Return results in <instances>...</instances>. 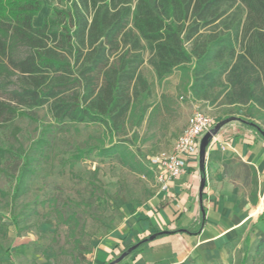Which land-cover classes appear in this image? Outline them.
I'll use <instances>...</instances> for the list:
<instances>
[{"label": "trees", "instance_id": "16d2710c", "mask_svg": "<svg viewBox=\"0 0 264 264\" xmlns=\"http://www.w3.org/2000/svg\"><path fill=\"white\" fill-rule=\"evenodd\" d=\"M51 1L56 6L34 26L40 0H0V126L26 118L41 128L27 147L18 128L12 146H0V159L17 161L11 202L29 192L55 135L76 125H96L101 133L93 145L73 150L69 168L93 155L154 182L130 146L171 99L161 94L157 101L141 73L144 63L158 85L178 71L191 102L227 113L244 109L237 121L264 140L256 123L264 122V0ZM37 109H45L43 118ZM248 259L264 264V233Z\"/></svg>", "mask_w": 264, "mask_h": 264}, {"label": "rangeland", "instance_id": "374dc122", "mask_svg": "<svg viewBox=\"0 0 264 264\" xmlns=\"http://www.w3.org/2000/svg\"><path fill=\"white\" fill-rule=\"evenodd\" d=\"M40 1L42 9L34 24L40 23L56 6L51 0ZM141 73L152 83L157 101L161 93L171 99L165 113L156 116L149 129L142 125L137 130V139L130 146L137 160L147 164L149 156L171 150L196 103L184 94L178 71L160 85L146 63ZM198 105L212 120V129L225 118L229 119L225 124L237 122L244 110L227 113L229 109L222 106ZM33 112L41 119L46 111ZM256 123L264 129V122ZM13 128L20 130L17 138L24 147L35 141L41 131L38 123L15 118L0 126L1 147L12 146ZM100 133L99 126L76 125L56 134L49 159L37 168L29 192L15 203L10 201V194L17 161L8 157L0 159L3 170L0 192L6 195H0V264H88L91 242L122 222L124 205L143 202L152 194V180L131 173L112 159L91 155L69 168L67 160L73 150L86 143L93 145ZM131 134L130 129L127 137ZM69 216L75 220L66 226ZM246 264L263 263H251L247 259Z\"/></svg>", "mask_w": 264, "mask_h": 264}, {"label": "crops", "instance_id": "0c3cea01", "mask_svg": "<svg viewBox=\"0 0 264 264\" xmlns=\"http://www.w3.org/2000/svg\"><path fill=\"white\" fill-rule=\"evenodd\" d=\"M153 184L151 196L126 203L122 222L91 242L88 264H246L264 233V140L256 131L224 124L203 164L186 158L166 192Z\"/></svg>", "mask_w": 264, "mask_h": 264}, {"label": "built area", "instance_id": "2783aa9c", "mask_svg": "<svg viewBox=\"0 0 264 264\" xmlns=\"http://www.w3.org/2000/svg\"><path fill=\"white\" fill-rule=\"evenodd\" d=\"M212 125L210 117L201 111L198 103L194 104L192 113L171 150L161 151L147 158V165L153 172L154 183L159 191L166 192L169 183L184 172L186 158L198 156L201 138L212 130Z\"/></svg>", "mask_w": 264, "mask_h": 264}, {"label": "water", "instance_id": "95a60500", "mask_svg": "<svg viewBox=\"0 0 264 264\" xmlns=\"http://www.w3.org/2000/svg\"><path fill=\"white\" fill-rule=\"evenodd\" d=\"M229 121V120H228ZM227 121V122H228ZM226 123V122H225ZM225 123H219L217 124L209 133L205 134L202 138H201V141H200V144H199V151H198V156H199V159H200V162L203 164V160L205 158V154H206V149L209 145V143L211 142L212 138L217 134V132L219 131V129L225 124ZM203 188V184L201 186V189ZM154 238V237H152ZM150 238V239H152ZM135 249V246L129 248V250L127 251V253H130L131 251H133ZM127 253H124L117 261H120L122 260L125 255Z\"/></svg>", "mask_w": 264, "mask_h": 264}]
</instances>
